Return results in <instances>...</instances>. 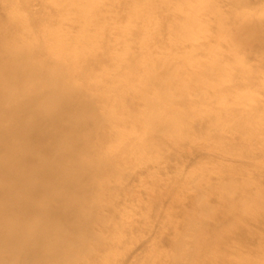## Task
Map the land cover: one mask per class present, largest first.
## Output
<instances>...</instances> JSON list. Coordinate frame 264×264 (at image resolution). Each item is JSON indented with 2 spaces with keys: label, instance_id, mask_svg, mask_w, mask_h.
<instances>
[{
  "label": "rangeland",
  "instance_id": "1",
  "mask_svg": "<svg viewBox=\"0 0 264 264\" xmlns=\"http://www.w3.org/2000/svg\"><path fill=\"white\" fill-rule=\"evenodd\" d=\"M7 1L17 10L0 11L3 19L30 17L21 3L32 9L41 40L46 25L55 30L46 52L109 53L94 63L66 58L64 84L72 80L96 99L99 138L90 150L108 165L103 179H87L106 183L104 190L77 193L97 205L91 223L101 243L86 238L93 250L73 249L69 264H264V37L243 31L245 24L264 28V0H86L89 11L66 0H0V7ZM84 15L92 21L83 28L104 31L91 43L75 31ZM172 30L177 35L168 44ZM147 35L153 45L126 42ZM223 35L235 44L218 45ZM241 38L251 40L237 43ZM174 47L177 62L165 63L159 54ZM115 49L130 52L135 63ZM145 56L147 64L139 60ZM40 59L43 72L65 68L48 55Z\"/></svg>",
  "mask_w": 264,
  "mask_h": 264
},
{
  "label": "bare ground",
  "instance_id": "2",
  "mask_svg": "<svg viewBox=\"0 0 264 264\" xmlns=\"http://www.w3.org/2000/svg\"><path fill=\"white\" fill-rule=\"evenodd\" d=\"M66 1H74L88 11L91 7L86 0ZM10 3L7 1L6 6L0 7V11H16L17 8ZM20 9L30 17L22 16L12 21L0 16V264H69L72 262L69 256L73 249L81 248L86 254L93 250L91 245H85L86 238L93 236L98 245L101 243L102 236L96 235L91 223L97 205H88L87 197H80L77 193L90 195L94 190H104L106 183L88 184L87 179L93 174L103 179L108 165L95 156L96 150H90L91 139L99 138L94 123L101 117L92 110L96 99L94 96L87 98L86 90L72 87V80V83L64 84L68 70L66 66L70 67L66 58L73 57L78 63H94L109 53L94 48L89 52L64 53L62 50L59 55L54 51L46 52V39L55 30L46 25V36L41 40V26L32 19V9L21 3ZM81 15L68 16L76 19ZM83 17L85 20L79 21L75 31L87 43L94 42V36L103 35L104 31L83 28L92 21L89 15ZM29 18L32 20V28L29 26ZM69 21L62 24L67 25ZM9 22L21 23L23 26L9 31L4 29ZM172 23L174 30H177L174 19ZM174 30L166 34V43L175 42L172 41L177 35ZM243 31H249L251 36L257 38L264 37V28L259 30L245 24ZM223 36L218 37V45L235 44L233 36ZM22 38L23 44L17 45ZM11 39L12 45H7ZM33 39L39 40L32 44ZM249 40L241 38L236 41L245 44ZM126 42L129 45L149 46L153 45V38L147 35L140 39L128 38ZM196 45L204 44L198 42ZM176 50L177 47H174L172 51L161 52L159 57L165 63H176L177 56L173 53ZM111 52L129 60V63H135L136 59L126 50L115 49ZM43 55H48L54 64L65 68L43 72L44 64L40 59ZM149 58L145 56L139 60L147 64ZM126 64H118V67ZM85 68L77 75H84L87 70ZM147 69L151 71L153 68L147 66ZM157 100L156 103L161 102ZM89 113L93 120H80ZM84 131H90L89 136L80 138L79 135ZM82 151L89 155H80ZM81 208L84 213H81ZM78 220L80 224L75 225L74 221Z\"/></svg>",
  "mask_w": 264,
  "mask_h": 264
}]
</instances>
